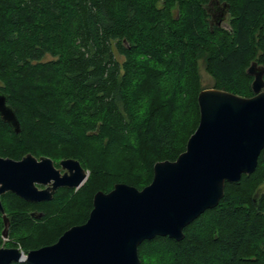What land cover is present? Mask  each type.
<instances>
[{"label":"trees","instance_id":"16d2710c","mask_svg":"<svg viewBox=\"0 0 264 264\" xmlns=\"http://www.w3.org/2000/svg\"><path fill=\"white\" fill-rule=\"evenodd\" d=\"M251 62L264 66V0H0V93L20 123L15 133L0 118V155L89 170L79 190L59 187L48 201L3 194V246L51 244L87 219L96 191L148 185L198 125L200 67L211 87L249 97ZM263 183L264 148L182 240H144L140 264H264ZM2 229L0 214V246Z\"/></svg>","mask_w":264,"mask_h":264},{"label":"water","instance_id":"95a60500","mask_svg":"<svg viewBox=\"0 0 264 264\" xmlns=\"http://www.w3.org/2000/svg\"><path fill=\"white\" fill-rule=\"evenodd\" d=\"M246 72L253 78L249 97L214 87L199 91V121L185 150L173 161L156 162L148 185L137 189L117 182L107 192L96 191L83 223L27 253L0 246V264H140L138 246L144 240H182L187 225L217 206L225 182H237L257 167L264 148V66L251 62ZM0 118L20 132L19 120L2 93ZM59 164L62 174L47 156L0 157V195L10 191L28 202L48 201L57 188H77L86 180L88 174L78 160L66 158ZM37 184L46 187L39 189ZM0 213L6 237L8 218L1 199Z\"/></svg>","mask_w":264,"mask_h":264},{"label":"rangeland","instance_id":"374dc122","mask_svg":"<svg viewBox=\"0 0 264 264\" xmlns=\"http://www.w3.org/2000/svg\"><path fill=\"white\" fill-rule=\"evenodd\" d=\"M226 21L227 20H224V21H222L221 23H222V25L223 26H226ZM200 74H201V81H202V85H203V87H206V88H209V87H211L212 86V78L205 72V70L203 69V67L201 66L200 67ZM26 154H31V153H26ZM26 154H24V155H22L20 158H22L23 156H25ZM1 156V155H0ZM34 156V155H33ZM34 157H36L37 159L39 158V156L37 157V156H34ZM41 157V156H40ZM7 158H11V157H8L7 156ZM12 159V158H11ZM14 159V158H13ZM66 159V158H65ZM61 160H63V159H61ZM61 160H59L58 161V163H56L55 164V162H53V164H55V165H57L58 167H59V169H61V170H64V169H62L61 168V166H60V164H59V162L61 161ZM53 161V160H52ZM86 172H87V174L89 175V170L88 169H84ZM88 175H87V178H88ZM87 178H86V180H87ZM86 180L82 183V185L86 182ZM81 185V186H82ZM81 186H79V187H77V188H73V191L74 192H76L77 190H79L80 189V187ZM58 189V188H57ZM56 189V190H57ZM260 191H264V183L261 185V187H260ZM5 194V193H4ZM36 207H32V209H30V211H29V213H30V215L31 216H34L35 218H38L37 217V215H32L33 213L32 212H39L38 211V209H35ZM39 214H43V213H39ZM38 214V215H39ZM42 216V215H41ZM40 218V217H39ZM4 228V227H3ZM7 240H8V238H7V236L6 237H4V236H2V244H1V246H3V244H5V242H7ZM3 247H5V246H3ZM7 247V246H6ZM19 249H20V247H18ZM21 250V249H20Z\"/></svg>","mask_w":264,"mask_h":264},{"label":"flooded vegetation","instance_id":"af4514ba","mask_svg":"<svg viewBox=\"0 0 264 264\" xmlns=\"http://www.w3.org/2000/svg\"><path fill=\"white\" fill-rule=\"evenodd\" d=\"M220 6H218V5H216V7L214 6L213 8H215L214 10H218V11H222V9L221 8H219ZM220 11V12H221ZM10 126V125H9ZM11 127V126H10ZM0 157H4V158H6L5 156H0ZM13 159V158H12ZM19 159H21V158H18V159H14V160H19ZM54 166H55V168H57V169H59V167L57 166V165H55L54 164ZM60 170V174H62V173H64L65 172V170H61V169H59ZM37 186H38V188L39 189H42V188H45L46 186H44V185H40V184H37ZM56 191V190H55ZM7 192H10V191H7ZM6 193V192H5ZM4 194V193H3ZM3 194H1L0 195V199H1V196L3 195ZM54 194V193H53ZM1 203H2V200H1ZM3 206V205H2ZM1 214V213H0ZM1 217H2V215H1ZM81 224V223H80ZM3 227H4V224H3ZM7 228H8V225H7ZM4 229V228H3ZM3 229H2V232H3ZM6 232H7V234H8V229H6ZM54 243V242H53ZM52 244V243H51ZM49 245V244H48ZM44 246V245H43ZM41 247V246H40ZM38 248V247H37Z\"/></svg>","mask_w":264,"mask_h":264},{"label":"bare ground","instance_id":"6f19581e","mask_svg":"<svg viewBox=\"0 0 264 264\" xmlns=\"http://www.w3.org/2000/svg\"><path fill=\"white\" fill-rule=\"evenodd\" d=\"M24 258H25V256H24V255H22L20 259H21V260H23Z\"/></svg>","mask_w":264,"mask_h":264}]
</instances>
